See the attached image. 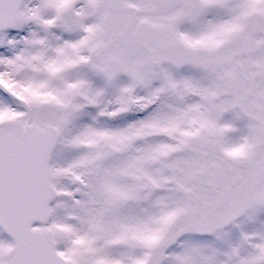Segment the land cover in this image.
I'll list each match as a JSON object with an SVG mask.
<instances>
[{
  "label": "snow or ice",
  "instance_id": "1",
  "mask_svg": "<svg viewBox=\"0 0 264 264\" xmlns=\"http://www.w3.org/2000/svg\"><path fill=\"white\" fill-rule=\"evenodd\" d=\"M0 264H264V0H0Z\"/></svg>",
  "mask_w": 264,
  "mask_h": 264
}]
</instances>
